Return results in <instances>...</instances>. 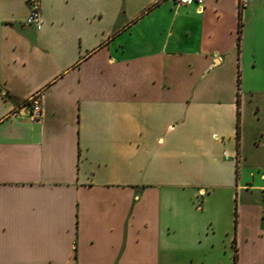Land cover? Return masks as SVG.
<instances>
[{
  "label": "crops",
  "instance_id": "0c3cea01",
  "mask_svg": "<svg viewBox=\"0 0 264 264\" xmlns=\"http://www.w3.org/2000/svg\"><path fill=\"white\" fill-rule=\"evenodd\" d=\"M200 1L0 0V264H264V0Z\"/></svg>",
  "mask_w": 264,
  "mask_h": 264
},
{
  "label": "built area",
  "instance_id": "2783aa9c",
  "mask_svg": "<svg viewBox=\"0 0 264 264\" xmlns=\"http://www.w3.org/2000/svg\"><path fill=\"white\" fill-rule=\"evenodd\" d=\"M178 6H189L193 3L200 4V0H174ZM248 0H239V8L243 9ZM30 3V12L26 20L29 25H34L37 29L40 28V12H39V2L38 0H28ZM21 109L26 110V114L33 121H38L43 115V94L39 91L31 95L27 101L22 105L21 108L16 111L13 116L16 117L20 115ZM262 184L260 187L262 201L264 202V174L261 175Z\"/></svg>",
  "mask_w": 264,
  "mask_h": 264
},
{
  "label": "trees",
  "instance_id": "16d2710c",
  "mask_svg": "<svg viewBox=\"0 0 264 264\" xmlns=\"http://www.w3.org/2000/svg\"><path fill=\"white\" fill-rule=\"evenodd\" d=\"M238 16H239V29H238V44H239L240 33H241V16H242V9L241 8H239Z\"/></svg>",
  "mask_w": 264,
  "mask_h": 264
}]
</instances>
